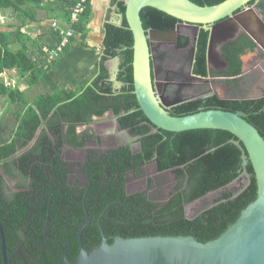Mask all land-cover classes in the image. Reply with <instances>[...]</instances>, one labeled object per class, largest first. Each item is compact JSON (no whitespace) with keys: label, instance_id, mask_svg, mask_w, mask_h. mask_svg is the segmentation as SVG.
<instances>
[{"label":"trees","instance_id":"16d2710c","mask_svg":"<svg viewBox=\"0 0 264 264\" xmlns=\"http://www.w3.org/2000/svg\"><path fill=\"white\" fill-rule=\"evenodd\" d=\"M45 1L55 7L50 11V18L68 23L71 10L79 0ZM125 1L117 3L119 15L125 13ZM190 1L200 7H212L226 0ZM43 2L0 0V13L9 11L21 23L15 30L14 39L6 32H0V98H7L15 105L18 121L11 139L0 144V164L8 175L10 166L7 162L14 159L13 167L19 179L28 184L27 191L13 194L12 203L18 221L22 223L21 217L25 216L31 224L32 233L41 239V243L27 253L26 259L32 264H62V254L67 245L57 241H65L70 244L66 259L75 263L79 255L78 225L85 222L84 207L91 219L81 236L82 246L87 253L100 245L96 223L102 213L100 226L109 245L115 237H192L199 243L216 240L256 200L257 186L253 169L250 164L243 167L242 153L231 143L237 139L227 132L200 130L172 134L157 130L151 133L152 125L139 110L134 95L133 37L125 20L120 27L104 26L96 77L90 84L81 83L75 91L56 90L29 102L24 93L8 88L1 81L5 72L18 70L27 76L28 84L34 86L55 65L47 66L45 61L47 53L59 44L57 32L42 30L38 42H32L20 34L21 28L25 26L24 20L30 23L36 21V11L41 9ZM89 3L90 0H87L86 9L79 23L74 26L76 34L81 36L82 44L85 43L84 28ZM140 19L145 31L159 29L162 20L170 22V28L178 23L149 8L141 11ZM13 43L20 44L18 51L11 49ZM28 43L32 47H28ZM187 44L188 41L184 40L182 46ZM207 44L208 32L202 30L196 53L198 75L202 78L209 74L232 78L237 88L240 81L238 77L242 72L241 57L248 51L253 52L255 44L241 36L222 46L221 58L227 67L219 73L207 67ZM114 59L119 60L117 83L121 87L118 91L113 89L106 68V64ZM173 110L174 113L169 114L171 117H186L214 110L240 113L264 140V98L219 100L212 97ZM108 112L117 118L122 130H127L132 137H140V152L132 155L130 151L121 149L96 160L90 159L85 165L90 189L88 192L80 191V196H77V192L65 184L67 172L59 157H54L55 149L50 138L58 141L57 149L64 144L73 149H82L87 142L92 141L93 136L90 131L78 133V129L91 126L93 118H103ZM40 129L37 141L29 149L32 133ZM152 162L157 164L160 173L172 170L177 182L169 194L168 202L161 208L150 206L140 195L125 197L121 187L123 173L134 171L139 176L141 168ZM244 173L250 178V184L246 183L234 193H223L214 201L213 207L199 217L193 220L186 218L185 208L188 205L208 194L224 190ZM120 187L122 192L119 191ZM1 189L0 221L7 251L13 254L15 249H24V245L16 226L9 219L10 211L6 208ZM47 215L49 231L44 236ZM31 216L35 221L30 219ZM10 257L8 252L7 258Z\"/></svg>","mask_w":264,"mask_h":264},{"label":"water","instance_id":"95a60500","mask_svg":"<svg viewBox=\"0 0 264 264\" xmlns=\"http://www.w3.org/2000/svg\"><path fill=\"white\" fill-rule=\"evenodd\" d=\"M147 8L173 18L195 31L190 39L193 43L191 49L193 57L199 32L201 30L208 32L207 67L210 69L218 63L222 64V69H225L226 65L220 56L221 48L233 41L240 30L246 31L257 47L262 46L264 0H226L212 7H200L190 0H126L125 13L120 15L119 21L114 24L120 27L125 20L132 34L134 95L139 110L147 121L155 130L172 134L212 130L233 135L237 141L231 143L241 151L243 167L250 164L253 169L257 197L220 237L207 243H199L192 237L137 239L115 237L113 243L109 245L100 226L102 213L96 223L101 238L100 245L89 253L84 250L81 242L82 233L90 222L84 207L85 222L78 225L79 255L75 263L66 259L70 244L57 241L67 245V249L62 254V264H264V140L240 113L214 110L202 111L186 117H171L168 114L167 109L181 105L182 100L169 105L164 104L162 98L156 95L152 78L150 36L156 40L165 41L172 35L176 36V33L154 30L146 32L142 26L140 13ZM250 14L254 15V22L247 18ZM254 27L256 32L253 31ZM113 61L116 65L114 72L110 73L109 68L107 66L106 68L110 82L117 83L119 60ZM260 98H264V95ZM104 116H110L114 125L120 127L112 113L108 112ZM154 170L158 174L172 172L170 170L159 173L156 163H154ZM243 176L250 184L247 174L244 173ZM48 221L49 215L43 230L45 236L49 230ZM0 233L2 260L3 264H7L5 240L2 231Z\"/></svg>","mask_w":264,"mask_h":264},{"label":"flooded vegetation","instance_id":"af4514ba","mask_svg":"<svg viewBox=\"0 0 264 264\" xmlns=\"http://www.w3.org/2000/svg\"><path fill=\"white\" fill-rule=\"evenodd\" d=\"M159 27H160L159 29H148L146 32L154 30L159 32L176 33V36L172 35L170 36V38L166 39L165 41H159L150 36V40H151L150 51H151L152 78H153L154 90L156 95L162 98L164 104L170 105L177 100H182L181 105L183 106L185 104L199 102L212 97H217L221 100H229L236 98L235 96L236 94H238V90L239 92L253 90V93H257L259 95L258 98L264 95V53L263 52L261 53L259 47H257L256 44H255L256 49L253 52H249V51L246 52V54L250 53L256 56L254 59V65L250 66V69L249 71H247V73H245L242 70L241 75L238 77L240 81L238 87L236 88L235 84L232 83L233 80L232 78L218 77L217 75H210V74L208 75V77L202 78L198 75L197 71L199 67L197 65V59H196L197 45H196V51L194 57L191 54L193 43L190 42V39L194 36L195 33V31L192 28L185 27L180 22L176 23L173 26V28H170V22L166 20H162L159 24ZM241 36H245L250 41H252L248 33L244 30H240V33L237 34L236 38L233 41H235ZM184 40L188 41V44L186 46H182ZM220 56H221V51H220ZM222 62L225 63L227 67L226 62L223 59ZM221 66L222 64L217 63L214 67L210 68L209 70L215 73H219L220 71H224L226 69V68L222 69ZM112 84H113V89L115 91L120 90L121 86L118 83H112ZM239 94L237 95L238 98H236L238 100H240L241 98V95ZM178 106L167 109L168 114L174 113L173 109L177 108ZM116 128L120 132L124 133L126 137L133 138V140L137 141L135 143L136 147L129 145V141L126 142L124 140L122 141L124 142V144H120L116 147H112L104 151H97V149L90 151L89 149L90 146L96 145L99 147L102 144L101 137L100 135H98L97 131L90 132L93 136V139L92 141L87 142L82 149H73L66 144H64L61 148L57 149L58 141L53 138H50L52 146L55 149L54 157L55 156L59 157L60 163L63 165V168L67 172L65 184L68 188L75 190L77 192L75 193L77 196H80V191L88 192L90 189V185H87L88 175L85 173V165L88 163L90 159L96 160L103 155H108L111 152L114 151L116 152L121 149L130 151L132 155L140 152V148H139L140 139H138V137H132L127 130H122L120 127H116ZM150 131L151 133L157 132V130H155L153 127H151ZM82 132L78 131V133H82ZM35 142L29 145V149L34 146ZM170 145L173 146L172 143H170ZM69 160H71L73 163L68 162ZM154 163L155 162L144 165L141 168V173L139 176H136L134 171H126L125 173H123V177L121 180L122 181L121 187L123 188L125 197L129 198L132 196L140 195L143 201H146L150 206L161 208L168 202L169 194L174 189L177 182L172 172H168L166 174L167 177H169L168 179L165 176L163 177L159 176L162 174L156 173L155 170H154L156 174L155 178H151L150 180L144 181L142 183L138 182V180L141 179L140 176L143 173L144 168L152 165L154 169ZM118 179H119V174L117 173V181ZM169 182L170 183L172 182V184H169ZM140 185H143V190H140ZM159 186L161 187L167 186L168 192L167 193L164 192L163 190L160 189ZM229 186H227L225 189H228ZM121 187L119 189L120 192H122ZM20 191H27V189H21ZM211 207H213V205L209 204V207L205 208L204 210H202L200 213H198L196 216L192 217L189 220H193L199 217L203 212L207 211ZM6 208L9 211L7 205ZM9 219L12 222V224L16 226L17 234L21 238V241L24 245V249H22L23 251L21 249H15L14 253L12 254V252L10 250L7 251L6 248L7 264H32L29 260L26 259V256L27 253L31 251L32 248L36 247L38 244L41 243L40 237L32 233V228L30 227L31 224L28 219H26L25 221L29 226L28 227L29 230H26L24 226H22L23 223H20L18 221L16 215L12 217V215L9 214ZM30 219L35 221V218L32 216L30 217ZM18 227L24 229L23 231L24 234L26 233V236L32 237L33 240L31 243H29V245L25 244L23 237L18 232ZM0 229L3 233L5 240L4 228L1 221H0ZM48 231L46 232V235ZM48 240L52 241V239L50 238H48ZM1 247H2V242H1V233H0V264H3ZM8 252L11 254V257L9 259L7 258Z\"/></svg>","mask_w":264,"mask_h":264},{"label":"crops","instance_id":"0c3cea01","mask_svg":"<svg viewBox=\"0 0 264 264\" xmlns=\"http://www.w3.org/2000/svg\"><path fill=\"white\" fill-rule=\"evenodd\" d=\"M120 1L121 0H90L89 14L85 21L84 28L85 46L82 44L81 36L76 35L61 58L53 67L42 75L38 84L30 86L26 78L27 76L21 74L18 70L5 72L1 76L5 80L4 84L8 85L10 83L19 92L24 93L29 102H33L40 95L52 94L56 90L75 91L81 83L88 82L90 84L96 77V67L102 50L104 26L107 24L114 25L119 21L120 15L117 9V3ZM40 7L41 9L37 11L36 21L34 23L29 22L30 25H25L20 30V34L32 42H38L37 40L42 30L50 29L51 21L62 23L59 19L50 18V11L54 10L55 7H51L47 3H44ZM40 14L45 17L43 18ZM247 18L254 22V15L250 14ZM253 29L256 32V27ZM16 44L19 47L14 51L20 49V44ZM27 45L28 47H32L29 43ZM261 45L259 50L261 53H264L263 37ZM248 56L250 57L247 59H244V56L241 58L242 70L245 73L249 71L256 57L250 53ZM18 79H20L22 83L20 87H15ZM38 89H45L48 92L38 95ZM247 91L251 93L253 90ZM247 91H245L246 94ZM257 98L258 97H242L240 100ZM96 120L100 119H94V121ZM80 129H82L80 132H84L86 127ZM13 160L14 159H11L7 162L8 166H10V174L8 175L3 172L2 165L0 164V188L3 187L2 184L9 187L12 186L15 194L20 192L21 189H27L28 184L26 181L19 179L18 172L15 166L13 167Z\"/></svg>","mask_w":264,"mask_h":264},{"label":"rangeland","instance_id":"374dc122","mask_svg":"<svg viewBox=\"0 0 264 264\" xmlns=\"http://www.w3.org/2000/svg\"><path fill=\"white\" fill-rule=\"evenodd\" d=\"M43 3H46V1L44 0ZM38 11V10H37ZM37 11H36V16H37ZM42 15V14H40ZM42 17L44 18L45 16L42 15ZM25 23V25H30L29 21L24 20L23 21ZM21 23L20 21H18L11 12L6 11V12H1L0 13V32H6L9 36H12L13 39L15 38L14 33L15 30L18 26H20ZM18 45L16 43H13L11 45V49L17 50L18 49ZM248 54L244 56V59H247ZM261 57V55H260ZM254 65V62L252 63L251 66ZM115 63L114 61H109L107 63V67L110 70V73L114 72V68H115ZM1 81L5 83L4 78L1 77ZM22 82L20 81V79L17 80V84L15 87H20V84ZM6 85V84H5ZM8 88L12 89V90H17L16 88H14L10 83L8 85H6ZM18 91V90H17ZM38 95L40 94H45L48 91H46L45 89H38L37 90ZM245 92V91H244ZM239 92L238 90V94L241 95V98H245V97H259V95L257 93H253V91L248 92L247 94L246 92ZM238 94H236V98H238ZM240 98V97H239ZM17 112V108L15 107V105H12L10 103V101L7 98H0V144L4 141H8L10 140V138L12 137L16 126L18 124V121L15 117V113ZM82 129H78V131H81ZM86 131H97L98 135H100L101 137V141L102 144L101 146H90L89 149L91 150H96L97 151H104L106 149L112 148V147H116L120 144H124V142L122 141H129V145L136 147V142L135 140H133V138H128L126 137V135L122 132H120L116 126L113 123V119L110 116H104L103 118H101L100 120H96L93 121V124L89 127L86 128ZM41 132V129L36 132V133H32L31 137H30V145L33 144L36 139L38 138L39 134ZM68 162H72L71 160H69ZM73 163V162H72ZM158 176V175H157ZM159 176H165L166 178L169 179V177H167L166 174H162ZM156 174L154 172L153 166H147L144 168L143 173L141 174L140 178L138 180V182L142 183L144 181H148L151 178H155ZM247 183V179L245 176H241L239 179H237L234 183H232L228 189H225L223 191H219V192H215V193H211L210 195H208L206 198H203L201 200L196 201L195 203L191 204L190 206L186 207L185 209V215L186 218L191 219L192 217L196 216L198 213H200L202 210H204L205 208L209 207V204H213L214 201L216 199H218L219 197H221V195L223 193H234L236 191H238L239 189H241L245 184ZM169 184H172V182ZM2 197L3 200L5 202V204L7 205L10 214L12 215V217H14V210L12 208V203H13V194H14V189L12 186H5L4 184H2ZM161 190H163L164 192H168V187H161L159 186ZM140 190H143V185H140ZM12 201V202H11ZM13 210V211H12ZM17 210V209H16ZM22 220H23V225L24 228L26 230L28 229V225L27 222L25 221V216L22 215ZM24 229H21V227H18V232L20 233V235L23 237V240L25 241V244L29 245V243L32 242V237L26 236V233L24 234Z\"/></svg>","mask_w":264,"mask_h":264},{"label":"built area","instance_id":"2783aa9c","mask_svg":"<svg viewBox=\"0 0 264 264\" xmlns=\"http://www.w3.org/2000/svg\"><path fill=\"white\" fill-rule=\"evenodd\" d=\"M86 4L87 0H79L77 2L71 10L68 23L60 24L57 21H51L50 29L53 32L58 33L59 44L55 49H52L47 53L45 61L47 66L55 64L64 54L65 50L71 45L73 39L77 35L74 26L79 23L80 17L86 9Z\"/></svg>","mask_w":264,"mask_h":264}]
</instances>
